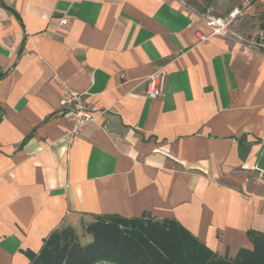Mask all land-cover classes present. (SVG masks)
<instances>
[{"label": "crops", "instance_id": "obj_1", "mask_svg": "<svg viewBox=\"0 0 264 264\" xmlns=\"http://www.w3.org/2000/svg\"><path fill=\"white\" fill-rule=\"evenodd\" d=\"M204 21L180 0H0V264L108 213L173 218L221 256L252 247L264 52ZM66 87L103 111L72 138Z\"/></svg>", "mask_w": 264, "mask_h": 264}, {"label": "trees", "instance_id": "obj_2", "mask_svg": "<svg viewBox=\"0 0 264 264\" xmlns=\"http://www.w3.org/2000/svg\"><path fill=\"white\" fill-rule=\"evenodd\" d=\"M83 229L92 237L84 244L70 225L53 229L38 251H23L27 264H264V232L252 229V247L233 257L217 254L177 220L147 212L96 215Z\"/></svg>", "mask_w": 264, "mask_h": 264}, {"label": "rangeland", "instance_id": "obj_3", "mask_svg": "<svg viewBox=\"0 0 264 264\" xmlns=\"http://www.w3.org/2000/svg\"><path fill=\"white\" fill-rule=\"evenodd\" d=\"M187 8L208 17L220 18L228 23L229 38L242 42L252 50L264 52V47L256 42L259 40L258 30H264V0H180ZM235 10V17L231 14ZM84 226H76L82 244L91 241L92 237L83 229Z\"/></svg>", "mask_w": 264, "mask_h": 264}, {"label": "built area", "instance_id": "obj_4", "mask_svg": "<svg viewBox=\"0 0 264 264\" xmlns=\"http://www.w3.org/2000/svg\"><path fill=\"white\" fill-rule=\"evenodd\" d=\"M238 10L232 12L231 16L235 17ZM205 25L209 28V35H220L229 37L228 23L223 22L220 18L208 17ZM67 20L62 19L61 24H66ZM259 40L256 42L259 46L264 47V30L257 32ZM166 72L163 66L156 68L145 79L146 81V96L155 98L163 95L165 86ZM60 113L65 117L69 123V130L67 135L72 138L74 135L81 132L83 127L93 121L97 115L103 111H97L90 108L84 97V93L71 87L64 89L63 95L59 101Z\"/></svg>", "mask_w": 264, "mask_h": 264}]
</instances>
